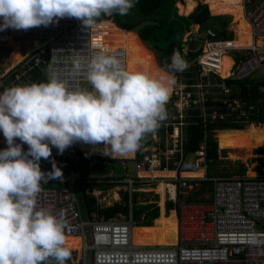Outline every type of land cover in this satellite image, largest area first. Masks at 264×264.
I'll return each instance as SVG.
<instances>
[{
  "label": "built area",
  "instance_id": "obj_1",
  "mask_svg": "<svg viewBox=\"0 0 264 264\" xmlns=\"http://www.w3.org/2000/svg\"><path fill=\"white\" fill-rule=\"evenodd\" d=\"M244 7L253 43L245 48L248 51L242 60L231 61L226 78L233 80L249 78L264 63L258 55L263 46L256 44V40L264 36V0H255ZM105 22L112 23L101 20L95 27L86 28L81 20L65 17L47 27L0 31V37L34 44L31 51L19 56L18 61L7 68L0 67V93L13 85L35 82L30 78L33 70L42 72L45 81L55 75L66 80L72 89L86 88L85 69L73 74L72 61L87 58L94 51L117 55L126 68L125 49L120 46L109 48L102 42L100 35L105 33ZM237 48L243 47L232 45L231 40L219 39L210 28L203 30V45L196 62L192 69L175 75L176 83L166 105L167 118L150 133L148 142L141 141V153L134 157L133 171H128L123 161V172L119 175L110 173L95 178L91 173L80 174L76 166L79 154L75 143L63 154H58L52 147L51 157L41 159L40 167L46 174L52 169L51 160L54 159L58 166V157L65 159L63 177L42 184L37 207L48 209L57 216L62 212L69 225L66 236L79 238L80 256L72 255L66 264H85L87 250L91 264H264V244L248 243L250 234L264 233V173L216 175L207 172L206 125L214 134L220 130L219 124L247 123L257 114L256 104L240 99L237 89L234 93L230 89L233 84L225 83V78L218 72L221 55ZM259 88L262 90L264 86ZM191 124H200L203 135L198 148L187 151L186 130ZM15 142L21 144L19 139ZM6 148V139L0 132V150ZM22 149L27 152L28 145L22 144ZM88 157L89 164L105 161L96 153ZM200 182L211 184L207 201L188 197ZM91 183H95L92 184L95 187L90 190ZM100 183L122 187L127 204L132 203L135 191L150 187L162 193L163 205L166 201L174 205L175 242L134 244V221L126 215L124 218H83L74 186L84 184L81 190L88 195V192L96 193ZM131 206L128 205L129 211ZM71 252L76 251L72 249Z\"/></svg>",
  "mask_w": 264,
  "mask_h": 264
},
{
  "label": "clouds",
  "instance_id": "obj_2",
  "mask_svg": "<svg viewBox=\"0 0 264 264\" xmlns=\"http://www.w3.org/2000/svg\"><path fill=\"white\" fill-rule=\"evenodd\" d=\"M135 3L136 0H0V31L47 27L65 17L79 19L86 28H92L101 16L105 19L98 21H110L106 16L113 14L128 15ZM240 4L243 10V5L247 6L245 0ZM206 27L210 28L200 25L195 32L198 35L201 32L203 38ZM217 37L222 39L223 36ZM259 45L264 51V43ZM197 49L201 51L202 46ZM229 58L238 62L234 54ZM72 63L73 74L85 69L90 90L72 89L66 80L53 75L46 82L13 85L0 93V132L7 143V148L0 150V264H66L71 250L66 246L69 225L63 213L57 216L37 207L42 184L60 180L63 173L53 159L52 169L46 174L41 170V159L51 157L52 147L63 154L74 143L83 142L104 146L103 155H99L105 161L100 163L113 160L123 163L125 158L114 156L137 151L141 141L167 118L166 105L176 83L173 73L183 72L188 67L178 50H174L171 62L157 73L129 71L117 55L103 51H94L87 58H75ZM263 67L264 63L259 70ZM250 123L255 124L248 121L247 125ZM16 139L21 144H17ZM22 144L28 145L27 152L23 151ZM76 150L85 157L91 154H84L77 145ZM158 198L144 199V202L158 203ZM262 238L264 233H252L248 243L264 244Z\"/></svg>",
  "mask_w": 264,
  "mask_h": 264
},
{
  "label": "trees",
  "instance_id": "obj_3",
  "mask_svg": "<svg viewBox=\"0 0 264 264\" xmlns=\"http://www.w3.org/2000/svg\"><path fill=\"white\" fill-rule=\"evenodd\" d=\"M234 1V0H231ZM176 0H136L135 6L130 10L129 14L126 16H121L118 14H113L111 16H106V19L115 22L121 28L130 30L135 24L143 19H153L158 22V24L154 25H146L141 28L138 33V39L157 57L158 65L161 69L166 67V64L171 62V56L173 55L174 50H178L182 57L188 63L187 69H192L193 64L196 61L197 55L200 52V49L197 50H187L182 51L183 44L181 42V38L188 31L192 30V27L195 23L200 24L201 26H208L213 29L218 36H224L228 31V23L230 21V17L228 15H210L208 13V9L204 4L199 12L195 15L194 18H190L185 15L178 14L177 6L175 5ZM178 4V2H177ZM99 20V19H98ZM97 20V21H98ZM240 26H245V21H239ZM106 30H112V32H122L127 36L128 33L114 26L113 23L105 22ZM116 29V30H115ZM115 30V31H114ZM250 29L245 26V29L242 31L244 35L249 36ZM134 40V38H131ZM138 40H134L132 43L136 46V43H140ZM129 54L131 56L132 62L130 63L129 71H134L137 68H140V71H146L150 73H157V69L155 67L150 68L152 59L151 52L144 47L143 51H139L137 48H130L127 50L126 55ZM244 58L242 54H234V60L239 61ZM230 59V58H229ZM154 62V60H153ZM231 64V59L229 65ZM154 65L157 66L154 62ZM186 69V70H187ZM222 71V70H221ZM178 73V72H177ZM173 73V74H177ZM189 75V73H186ZM31 80L36 83L46 82L43 76V73L38 70H33L30 75ZM218 79L217 76H215ZM225 83L233 84L237 86L238 94L237 96L240 99L245 100L248 103L257 104V114L253 117V120H250L255 123H260L264 125V88L262 90L259 89V86H264V77H260L259 79H244V80H233L230 78L224 79ZM236 90H232L234 93ZM236 95V94H234ZM247 123L244 122H227L219 124V127L226 126L231 128H237V135L247 136L251 138L256 144H264V136H262L261 132L252 130L250 125L247 129L245 128ZM256 126V125H255ZM256 128H261L256 126ZM264 132V129L261 128ZM225 135H228V130H223L222 132ZM203 128L200 124H191L188 125L186 130V149L187 151H192L198 148L199 143L202 139ZM149 134L143 139L144 143L148 142ZM218 148H221L222 143L217 141ZM214 138L211 136L210 126L206 125V145H207V172H211L212 165L215 159L217 158V149ZM258 152H262V149H257ZM79 152V150H77ZM141 153L140 147L136 151V155ZM213 160V161H211ZM259 173L262 174L263 170L260 167L256 168ZM245 171V167L242 163H238L234 173L243 174ZM81 189L84 187L82 184ZM210 186H208V189ZM137 191L134 192L132 197V210L134 213V217H140V213L144 212V219L150 217L154 221L166 220L168 218L174 217V211L172 210L174 205L171 201L165 202V211L163 212V208L159 209V206L156 202L145 201L139 202L137 201ZM84 195V201L86 210L89 212L95 211L98 216H102L103 218L113 217L116 213L121 212L124 214H128L129 208L127 204V195L126 192H123V201L115 202L111 205L107 206H94L92 207L91 199H88L87 195L82 191ZM193 196L197 193L195 191L192 192ZM139 207V209H137ZM153 221V222H154ZM152 222V223H153ZM151 223V224H152ZM150 224V225H151ZM150 225L143 226L142 229L145 230ZM161 222L157 224V228L160 229ZM136 232L140 235V228L137 227L135 229V237ZM157 239H153L155 245H159L161 243H165L166 240L163 238V234L161 231L154 234ZM171 242V241H167ZM136 243V239H135ZM141 243V241H140ZM136 243V244H140Z\"/></svg>",
  "mask_w": 264,
  "mask_h": 264
},
{
  "label": "rangeland",
  "instance_id": "obj_4",
  "mask_svg": "<svg viewBox=\"0 0 264 264\" xmlns=\"http://www.w3.org/2000/svg\"><path fill=\"white\" fill-rule=\"evenodd\" d=\"M183 0H178L177 2H181L182 3ZM198 1V0H197ZM196 0H194L195 4L197 2ZM203 1V0H201ZM220 0H208V4L205 2V4L207 6H209L208 12L210 15H217V14H223V15H228L230 17V21L228 23V29H234V26L239 23L240 20H244V16H243V12H242V7H240L239 5H234L232 3H230L228 0L226 5H222L219 3ZM252 0H245V4L247 6H250L249 2ZM176 2V6H178ZM194 4V6H195ZM193 6V8H194ZM192 8V9H193ZM208 8V7H207ZM189 10V12H191V10ZM188 12V13H189ZM212 12V13H210ZM179 13L180 12V8H179ZM178 13V14H179ZM186 13V14H188ZM186 15L185 13H181V15ZM120 29V28H119ZM130 31V30H129ZM202 34L201 32H199V35ZM186 34L183 35V40L181 41H186V46L188 44V42L192 41L194 43L195 41V46L196 49L202 46V40L200 36L198 37H193L191 38V40H186ZM137 36V35H136ZM138 37V36H137ZM185 39V40H184ZM139 40V39H138ZM140 41V40H139ZM188 41V42H187ZM260 43H264V40H262L261 38L259 39ZM140 43L146 48L148 49L153 57V60L155 62V64L157 65V67L159 69L160 66L158 65V61H157V57L154 54L153 51H151L148 47H146L141 41ZM183 43V42H182ZM15 47L17 48V50L19 51V56L28 53L29 51H31V49L34 47V44L30 41L25 42L23 40H15L12 38H8V37H0V62L6 60L9 65L10 63H14L16 61H18L19 56L17 57V60H13L14 58V49ZM182 51H187V48L184 47V49H182ZM242 54L244 55L246 53L245 49H235L233 51H225V53L223 54L222 58V75H220V77L222 78H226L227 76V71L229 68V61L228 57H231V54ZM227 58V60H226ZM261 58H264V53L262 54ZM9 65H6L4 67H9ZM225 71V74H224ZM173 75V74H172ZM174 77V76H173ZM252 79H258L259 78V72L255 71L251 74ZM175 79V77H174ZM86 88H88L89 90L91 89V85L89 83L85 84ZM213 92V91H210ZM171 94V93H170ZM170 102V98L168 103ZM254 124V123H250L246 126L245 129L248 128L249 125ZM254 125L261 127L264 129V125L260 124V123H255ZM261 128H254L251 127V129L255 130V131H259L261 132L262 136H264V132ZM223 131H217L214 134H212L211 136L214 138V141L216 143L217 141H220L222 143L221 148H218L217 143H216V149H217V158L215 159V161L213 162L212 165V170L210 173L212 174H216V175H225V174H231V175H235L236 173H234V170L237 166L238 163H242L243 166L245 167V171L243 174H258L259 171L256 169L257 167H260L264 173V144H256L254 145V142L251 138L247 137V136H240L237 135V130L236 129H230L228 130L229 134L225 135L222 133ZM150 136V134H149ZM77 146H81L82 148H89L92 149V147H90L89 145L83 143V142H77L75 143ZM100 146V148H98ZM97 147H94L92 150L93 151H98L100 154H103V145L100 144ZM80 147V148H81ZM261 148L262 152H258L257 149ZM133 154V153H132ZM106 157H111L108 155H105ZM131 155H126V156H114L117 158H125L126 161V168L128 171H133L134 170V162L135 160L133 158H129ZM213 161V160H211ZM200 174V173H199ZM93 177L97 178L101 176L99 174H92ZM108 175V173L106 174ZM92 184L95 183H91V187L88 186V189H92L95 186H93ZM88 185V184H87ZM98 191L96 193H92V192H88L89 196H93V203H92V207L96 206V207H100V206H107V205H111L115 202H120L123 201V188L122 187H116L113 184H97ZM208 186H210L209 184L206 186H201V184L195 185L194 186V191L198 194L196 196V199H198V201H207L209 195H210V188L208 189ZM149 190L146 189H142V191H139L137 194V196H139L141 199H155L159 196V193L154 189V188H148ZM117 192L116 196L115 193ZM74 194L76 196L77 202H78V207L80 210V213L82 215L83 218L86 217V206H85V201H84V195L82 194V190L81 187L78 185L74 186ZM189 198H195V196H193V194L191 193L190 196H188ZM138 198V197H137ZM159 199V198H158ZM160 203V209L163 208L165 210V206ZM157 203V205H158ZM131 202H128V205L131 206ZM137 209H139V207H137ZM174 210V209H172ZM125 215L124 213H116L113 217H121L124 218ZM175 215V213H174ZM90 217H98V218H103L102 216H98L97 213L95 211L90 212L89 214ZM176 219V217H175ZM153 222L152 218L148 217L144 220H142V223H151ZM139 224V223H138ZM135 225V224H134ZM177 226V223H176ZM136 243H140L141 237L140 235L136 232ZM66 246L69 248L70 246H73L72 243H69L68 245L66 244ZM73 248H77L76 246H73ZM85 264H91L90 262V252L87 250L86 252V256H85Z\"/></svg>",
  "mask_w": 264,
  "mask_h": 264
},
{
  "label": "bare ground",
  "instance_id": "obj_5",
  "mask_svg": "<svg viewBox=\"0 0 264 264\" xmlns=\"http://www.w3.org/2000/svg\"><path fill=\"white\" fill-rule=\"evenodd\" d=\"M203 1H205V0H203ZM194 4H195L194 0L184 3L181 7H179L180 8V12L181 13H185V14L188 13L189 10L191 8H193ZM240 6H242V4H240ZM208 9H209V6H208ZM244 20H245V18H244ZM245 22H246V24L249 27V24L247 23L246 20H245ZM103 31L105 33L100 35L101 38H102V42H103V44L106 43L109 48L120 46V47H123L126 52L130 48H137L139 51H143L144 50V46L141 43H136V46H134L132 44L134 42V40L131 39V38L138 39L136 34L133 33L132 31H126L129 36H127L125 33H122V32H118L117 33V32H112V30H108L107 31L106 28H103ZM233 32H234L235 37L231 40V44L237 45L236 47L245 46L246 44L247 45L245 47H247L248 45H250L252 43V39H251L250 35L247 38L246 36H244L242 34H239V25L238 24L233 29ZM262 40H264V38H262ZM257 44L258 45L260 44L259 40L257 41ZM263 53H264V51H260V53H259V58L260 59H264V58H261ZM18 54H19V51L15 47L14 54H13L14 55V58H13L14 61L18 59L17 58L19 56ZM149 55L152 56V54H149ZM222 56H223V54L221 55L220 66H219V69H218V72H219L220 75H222V73H221L222 60H223ZM150 58L152 59V63H151L150 68L155 67L157 69V72H158L160 69L157 66L154 65L153 57H150ZM227 58H228V60L230 62V59H229L228 56H227ZM132 59H133V57L131 58V56L129 54L126 55V69L127 70L130 67V63L132 62ZM134 71H140V68H137ZM251 127L255 128L256 126L254 124H251L250 128ZM87 145H89V146H91L93 148L99 146V145L93 146V145H90V144H87ZM98 148H100V146ZM198 173H200V170L198 171ZM159 222H161L160 229L157 228V224ZM137 227L140 228V234H141V240H142L140 245H155V243L152 240V238L153 239H157V237L154 234L158 233L159 231H161V233L163 234V238H165V240H166L165 243H161L160 245L173 244L175 242V240H176V219H175V215H174L173 218H168L166 220L154 221L145 230H143L142 229L143 226L138 224V223L133 225V227H132V242L134 244H136L135 243V229ZM167 241H171V242H167ZM69 243H72L73 246L77 247V248H73V249H76V255L79 257L80 256V245H79L78 238L75 237V236H66V244L68 245Z\"/></svg>",
  "mask_w": 264,
  "mask_h": 264
},
{
  "label": "water",
  "instance_id": "obj_6",
  "mask_svg": "<svg viewBox=\"0 0 264 264\" xmlns=\"http://www.w3.org/2000/svg\"><path fill=\"white\" fill-rule=\"evenodd\" d=\"M205 2L198 0L194 6V8L191 10V12H189L188 14H186L185 16L190 17L191 19L195 17V15L199 12V9L202 8V6L204 5ZM100 19H105V16H101ZM154 24H158V22L156 20L153 19H143L141 21H139L137 24H135L130 31H132L133 33L137 34L138 31L143 28L146 25H154ZM234 32L232 29H230L226 35H224L222 37V39L225 40H229L234 38ZM6 65H9V63L4 60L3 62H0V67H4ZM65 159L63 156H59L58 157V167L61 168L62 172L64 171V169L62 168V165L64 164ZM90 160L88 157H85L83 155H79L77 156L76 159V166H77V171L80 174H107V173H116V174H120L123 172V163L120 160H113L111 161V163H104L101 164L99 161H93L91 164H89ZM91 199L90 202L93 203V198H89Z\"/></svg>",
  "mask_w": 264,
  "mask_h": 264
},
{
  "label": "crops",
  "instance_id": "obj_7",
  "mask_svg": "<svg viewBox=\"0 0 264 264\" xmlns=\"http://www.w3.org/2000/svg\"><path fill=\"white\" fill-rule=\"evenodd\" d=\"M178 0H176V2H177ZM189 1H193V0H183L182 1V3L181 2H178V6L179 7H181L184 3H186V2H189ZM206 2H207V4H208V0H205ZM230 3H232V4H234V5H239L240 6V1H242V0H234V1H231V0H228ZM227 0H220L219 1V3L220 4H222V5H226L227 4V2H228ZM176 2H175V5H176ZM252 2H255V0L254 1H252ZM209 5V4H208ZM179 7H177V12L179 13ZM240 7H242V6H240ZM192 9V8H191ZM243 10V9H242ZM244 10H245V7H244ZM244 10H243V12H244ZM210 13H212V12H210ZM179 14H181V13H179ZM183 15V14H182ZM243 16H244V18H245V15L243 14ZM100 19V18H99ZM246 20V19H245ZM244 20V21H245ZM113 24H115V23H113ZM238 25H239V34H242V35H244L243 33H242V31L245 29V26H247L248 27V25L246 24V22H245V26H240V24L239 23H237ZM236 24V25H237ZM235 25V26H236ZM199 24H194L193 25V28H192V33H190L189 34V32L188 33H186V40H191V38H193V37H198L199 38V36L200 35H198V28H199ZM235 26H234V28H235ZM249 28V27H248ZM121 30H123V29H121ZM123 31H125L126 32V30H123ZM195 31H197V32H195ZM244 36H246L247 38H248V36L247 35H244ZM183 38L184 37H182L181 38V40H183ZM200 38L202 39V36H200ZM134 40H138V39H135L134 38ZM185 40V39H184ZM139 41V40H138ZM181 42H183V44H185L184 46H182V48H184V47H186L187 48V50H194V49H196V46H195V41H194V43L192 42V41H190V42H188V44H187V46H186V41H181ZM233 45V44H232ZM247 45V44H246ZM245 45V46H246ZM235 46H237V45H235ZM245 46H240V47H245ZM226 60H227V58H226ZM227 62H229V61H227ZM259 72V78L262 76V77H264V67H263V69H261V70H259L258 71ZM224 74H225V71H224ZM258 78V79H259ZM230 89L231 90H236L237 89V86L235 85V87H234V85H232L231 87H230ZM237 91H238V89H237ZM246 128V127H245ZM245 128H243V129H245ZM230 129H237V128H231V127H226V126H222L221 128H220V130L219 131H223V130H230ZM218 131V132H219ZM79 147H81V146H79ZM91 147V146H90ZM81 149L83 150V152H84V154H89L90 152L91 153H96V154H100L98 151H93L92 149H93V147H92V149H89V148H82L81 147ZM101 155H103V154H101ZM128 155H131L129 158H132L133 156H135L136 155V151L132 154H128ZM209 183H206V182H202L201 183V186H206V185H208ZM105 185V184H104ZM210 185V184H209ZM99 188V187H98ZM146 190H149V189H146ZM116 194H117V192L115 193V196H116ZM137 195H139V194H137ZM198 194H196L195 195V199H196V196H197ZM87 197H88V199L89 198H93V196H89V195H87ZM138 198H137V201H139V202H144V199H141L139 196H137ZM159 197H160V199H159V201L158 202H161V205L162 204H164V197H163V195H162V193L159 195ZM159 205H160V203H158ZM161 210V209H160ZM165 210L163 209V212H164ZM91 212H93V211H91ZM89 214H90V212L88 213V211L86 210V217H89ZM127 216V218L128 217H131L132 219H133V221L135 222V223H139L140 225L141 224H143L142 223V220H144V212H141L140 213V217H137V218H135L134 217V213H133V210H132V208H131V210L130 211H128V214L126 215ZM85 217V218H86ZM155 220V219H154ZM153 220V221H154ZM152 223V222H151ZM145 226V225H144ZM78 240H79V238H78ZM69 249L70 250H72L73 249V246H70L69 247ZM74 251H76V249H74ZM72 255H76V252H71V257L69 258V259H71L72 258ZM68 259V260H69ZM68 260L66 261V262H68ZM90 262H91V260H90Z\"/></svg>",
  "mask_w": 264,
  "mask_h": 264
}]
</instances>
